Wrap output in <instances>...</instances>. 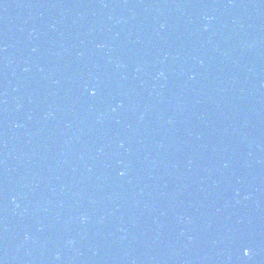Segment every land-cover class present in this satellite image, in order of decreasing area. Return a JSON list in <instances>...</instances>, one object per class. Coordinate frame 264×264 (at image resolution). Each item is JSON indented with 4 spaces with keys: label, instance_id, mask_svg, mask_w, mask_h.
<instances>
[{
    "label": "water",
    "instance_id": "1",
    "mask_svg": "<svg viewBox=\"0 0 264 264\" xmlns=\"http://www.w3.org/2000/svg\"><path fill=\"white\" fill-rule=\"evenodd\" d=\"M0 264H264V0H0Z\"/></svg>",
    "mask_w": 264,
    "mask_h": 264
},
{
    "label": "snow or ice",
    "instance_id": "2",
    "mask_svg": "<svg viewBox=\"0 0 264 264\" xmlns=\"http://www.w3.org/2000/svg\"><path fill=\"white\" fill-rule=\"evenodd\" d=\"M245 254H247V250H245Z\"/></svg>",
    "mask_w": 264,
    "mask_h": 264
}]
</instances>
